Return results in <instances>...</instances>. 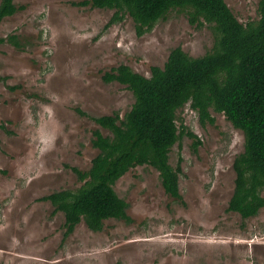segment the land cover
Returning <instances> with one entry per match:
<instances>
[{
    "label": "rangeland",
    "instance_id": "obj_1",
    "mask_svg": "<svg viewBox=\"0 0 264 264\" xmlns=\"http://www.w3.org/2000/svg\"><path fill=\"white\" fill-rule=\"evenodd\" d=\"M82 1L14 0L18 10L0 23V36L23 43L0 46V264H264V208L246 220L228 210L243 132L212 109L213 123L189 104L177 115L196 135L170 152L182 169V200L146 166L114 184L131 221L68 232L64 214L41 200L82 184L72 168L91 166L93 131L110 135L92 118L131 109L132 92L105 82L106 71L125 64L149 77L173 48L198 57L214 43L212 28L191 24L185 12L138 36L129 16L107 27L114 10ZM225 1L240 22L259 19V0Z\"/></svg>",
    "mask_w": 264,
    "mask_h": 264
},
{
    "label": "trees",
    "instance_id": "obj_2",
    "mask_svg": "<svg viewBox=\"0 0 264 264\" xmlns=\"http://www.w3.org/2000/svg\"><path fill=\"white\" fill-rule=\"evenodd\" d=\"M79 4L114 10L107 27L129 16L138 36L151 31L172 11L185 12L191 24L212 28L214 43L198 57L181 47L173 48L163 67L150 68L149 77L125 64L104 73L105 82L125 85L134 103L123 117L114 112L92 118L110 135L93 131L92 146L98 153L91 166L72 168L80 187L41 198L51 203L54 212L64 214L67 231L79 223L100 231L109 219L131 221L128 204L114 184L138 166L154 168L165 193L182 200V169L170 164V152L184 135L196 138L177 124L178 112L187 104L202 122H214L212 109L243 132L244 151L233 162L235 188L228 210L243 220L258 215L264 208V0L258 3L259 19L248 23L240 22L225 0H84ZM17 10L14 0H1L0 23ZM6 43L23 48L17 35L0 36V46Z\"/></svg>",
    "mask_w": 264,
    "mask_h": 264
}]
</instances>
